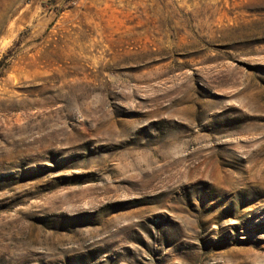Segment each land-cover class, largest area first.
I'll use <instances>...</instances> for the list:
<instances>
[{"label": "rangeland", "instance_id": "rangeland-1", "mask_svg": "<svg viewBox=\"0 0 264 264\" xmlns=\"http://www.w3.org/2000/svg\"><path fill=\"white\" fill-rule=\"evenodd\" d=\"M0 264H264V0H0Z\"/></svg>", "mask_w": 264, "mask_h": 264}]
</instances>
